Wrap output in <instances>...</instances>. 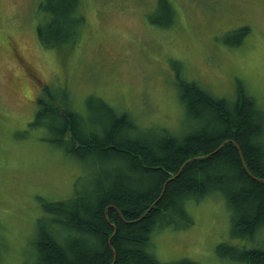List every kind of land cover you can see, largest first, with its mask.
Instances as JSON below:
<instances>
[{"label":"rangeland","instance_id":"obj_1","mask_svg":"<svg viewBox=\"0 0 264 264\" xmlns=\"http://www.w3.org/2000/svg\"><path fill=\"white\" fill-rule=\"evenodd\" d=\"M47 1L0 0V264L28 263L37 220L86 192L93 175L44 141L42 125H30L44 87L71 90L76 109L97 126L103 113L98 103L90 111L91 96L180 136L189 118L177 77L228 100L242 82L264 106V0H83L80 37L64 49L40 45L36 24L54 22ZM171 4L176 17L166 27ZM186 212V221L174 218L151 234L150 251L162 263L237 264L243 248L264 249V231L237 235L221 194L187 201Z\"/></svg>","mask_w":264,"mask_h":264},{"label":"trees","instance_id":"obj_2","mask_svg":"<svg viewBox=\"0 0 264 264\" xmlns=\"http://www.w3.org/2000/svg\"><path fill=\"white\" fill-rule=\"evenodd\" d=\"M47 2L54 22L36 24L41 47L73 46L85 23L83 0ZM169 6L166 27L177 12ZM45 28L51 29L49 37ZM247 31H237L238 44ZM175 84L189 118L181 136L144 127L91 96L90 111L98 103L103 113L97 126L90 114L76 109L71 90L43 88L30 125H42L48 133L44 141L86 164L93 175L86 192L58 201L37 220L26 264H167L150 251L152 232L174 218L186 221L187 201L214 194L226 199L237 235L254 239L263 233L264 106L242 82L233 100L196 81L177 77ZM239 252L237 264H264L262 248Z\"/></svg>","mask_w":264,"mask_h":264},{"label":"bare ground","instance_id":"obj_3","mask_svg":"<svg viewBox=\"0 0 264 264\" xmlns=\"http://www.w3.org/2000/svg\"><path fill=\"white\" fill-rule=\"evenodd\" d=\"M89 157H90V156H88L87 159H90ZM246 168H247V167H246ZM247 169H248V168H247ZM249 173H250V171H249ZM250 174H251V173H250Z\"/></svg>","mask_w":264,"mask_h":264},{"label":"water","instance_id":"obj_4","mask_svg":"<svg viewBox=\"0 0 264 264\" xmlns=\"http://www.w3.org/2000/svg\"><path fill=\"white\" fill-rule=\"evenodd\" d=\"M244 161V160H243Z\"/></svg>","mask_w":264,"mask_h":264}]
</instances>
